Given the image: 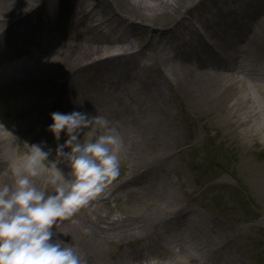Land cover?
<instances>
[{
    "label": "bare ground",
    "instance_id": "6f19581e",
    "mask_svg": "<svg viewBox=\"0 0 264 264\" xmlns=\"http://www.w3.org/2000/svg\"><path fill=\"white\" fill-rule=\"evenodd\" d=\"M37 2L0 0V184L12 183L11 169L28 151L24 142L55 149L51 113L104 115L119 122L128 169L91 203L90 234L76 229L77 214L64 222L76 230L69 235L82 232L83 244L71 246L87 251L86 264H178V257L201 264L186 252L193 241L198 251L213 252L215 264H245L228 248L243 233L202 207L177 206L174 187L181 183L164 167L181 136L178 94L195 115H213L243 151L253 140L264 144L257 93L264 97V0H190L181 11L183 0ZM167 16L172 22L163 27ZM147 33L154 48L141 45ZM244 161L264 196V172ZM107 194L127 204L116 218L92 206ZM227 231L235 238L226 245ZM115 242L125 247L110 255Z\"/></svg>",
    "mask_w": 264,
    "mask_h": 264
},
{
    "label": "clouds",
    "instance_id": "9594fccd",
    "mask_svg": "<svg viewBox=\"0 0 264 264\" xmlns=\"http://www.w3.org/2000/svg\"><path fill=\"white\" fill-rule=\"evenodd\" d=\"M50 119L55 149L24 142L28 151L11 169L12 183L0 184V264H86L58 229L120 175L125 138L118 121L76 110Z\"/></svg>",
    "mask_w": 264,
    "mask_h": 264
},
{
    "label": "rangeland",
    "instance_id": "374dc122",
    "mask_svg": "<svg viewBox=\"0 0 264 264\" xmlns=\"http://www.w3.org/2000/svg\"><path fill=\"white\" fill-rule=\"evenodd\" d=\"M189 1L183 0L184 3L181 4L178 11H181L184 4ZM171 22L172 18L169 16L163 17L159 21L163 27H168ZM154 37L153 34L147 33L140 39L141 45L143 47L148 45L149 49L154 48L156 46ZM142 49L144 50V48ZM257 93L259 101L264 104V97H261L259 92ZM256 94L254 95L256 96ZM177 100L174 104L176 112L174 120L181 136L178 145H175V148L172 147V157L164 167L171 170L170 178L173 182L181 183V185L174 187L177 206L184 207L191 204L195 209L202 207L218 216L222 222L231 228L237 227L239 229L237 232L243 233L242 237L232 242L235 233L230 235V231H227L226 245L232 239L228 248L237 251L245 264H264V196L255 190L254 178L250 176L244 161L250 162L264 172V144L253 140L249 149L243 151L238 140L213 121V115L197 116L185 104L182 95L178 94ZM127 169L128 166L124 157L119 177L107 188L119 184L125 178ZM92 206L97 208L101 216L108 215L112 218L120 216L119 212L127 208V204L120 200H113L109 194L103 195L102 200H98ZM93 211L94 209L88 208L77 213L73 219V224L77 225L76 229L78 227L83 228L84 226L81 225L83 222L86 223V226H91V219L95 216ZM137 225L142 227V224ZM64 227L67 232L62 239L67 242L66 246L78 245L80 242L83 244L84 236L81 231H78L79 234L76 237L69 235L72 231H76L72 228L70 230V223L64 224ZM148 239L149 237L139 240L138 244ZM225 243H223L222 248L226 247ZM200 244H197L199 248ZM124 245L122 242L108 245L110 255H117L124 249ZM185 247L186 252L188 251L199 263L215 264L212 257L213 252L203 250V247L198 251L194 241L186 242ZM175 250L177 249H173L172 253H169V258L175 256ZM81 253L85 254L88 261L90 260L87 251ZM105 257L109 258L108 254L105 253ZM176 259L178 264H185L180 257ZM167 262L168 259L164 261V263ZM187 264L195 263L189 262Z\"/></svg>",
    "mask_w": 264,
    "mask_h": 264
}]
</instances>
